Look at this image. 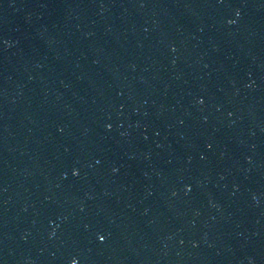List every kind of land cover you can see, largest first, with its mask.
<instances>
[{"label":"water","instance_id":"95a60500","mask_svg":"<svg viewBox=\"0 0 264 264\" xmlns=\"http://www.w3.org/2000/svg\"><path fill=\"white\" fill-rule=\"evenodd\" d=\"M0 264H264V0H0Z\"/></svg>","mask_w":264,"mask_h":264}]
</instances>
